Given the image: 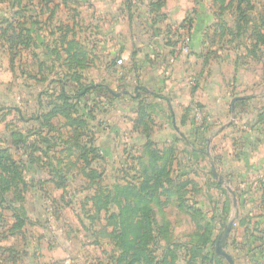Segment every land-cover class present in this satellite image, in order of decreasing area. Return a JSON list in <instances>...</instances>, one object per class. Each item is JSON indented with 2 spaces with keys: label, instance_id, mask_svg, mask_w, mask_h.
I'll use <instances>...</instances> for the list:
<instances>
[{
  "label": "rangeland",
  "instance_id": "1",
  "mask_svg": "<svg viewBox=\"0 0 264 264\" xmlns=\"http://www.w3.org/2000/svg\"><path fill=\"white\" fill-rule=\"evenodd\" d=\"M38 1L43 5L50 3V0ZM121 1L142 7L145 4L155 8L167 5L174 10V20L171 18L170 22L156 28L168 32L167 40L171 45V53L168 54H173V58L184 52L177 50L178 36L172 27L190 17L188 9L192 12L201 7L214 13L213 24L216 28L210 38H218L219 42L213 48L219 46L221 50L228 51L231 47L233 52V39L241 37L254 50L257 48L254 47L257 35H264V0H243L240 3L244 10L242 18L236 11L238 0ZM60 3L67 5L69 0H61ZM21 5L22 0H0V17L5 16L6 8H20ZM2 23L0 34L5 29ZM134 31H131L132 35ZM235 31L240 32L237 37H234ZM4 45L0 39V52ZM259 51L261 58H253L255 61L252 60L251 64L264 69V45ZM120 58L122 63H116L117 67L112 66V61L106 63L110 65L112 75L101 72V67H94L89 72H80L79 81L72 80L68 84L66 89L87 87L83 88L84 93L79 95L78 100L74 99L75 111H70L73 119L84 121V125L73 127L64 116L58 115L52 119L57 129L40 127L41 135L51 136L53 141L57 138L56 144L48 150L49 144L41 142L38 134L31 129L30 120L49 111L52 101L61 102L57 95H50L57 85L50 86L46 78L29 79L32 91L36 93L41 89L44 104L40 109L31 107L27 110V104L21 98L22 92H25L21 78L8 76L0 67V104L3 107L0 110V133L8 135L1 145H11L13 132L29 131L26 132L28 136L18 143V147L22 145L23 148H10L15 158L21 161L23 177L28 179L25 188L19 186L11 189L6 196L21 219L13 228H5L2 215L7 214L10 220L13 211L8 208L0 212V233L12 232L10 235L14 245H20L21 242L24 245L27 240L36 243L33 246L35 257L29 264H114L122 249L115 245L116 231L108 217L116 210V206L110 203L106 210L95 208L94 196L112 189L115 184L142 183L145 192L151 197L153 236L148 242V250L152 264L165 257L174 264H228L224 257L216 253V247L222 243L224 249L233 256V224L227 238L220 241L229 221H233V218L235 221L240 211L233 191L235 176L230 171L231 166H226L229 165L227 156L222 160L224 154L233 151V132H230L232 135L223 134L227 137L219 139L218 134L227 127L211 121L193 127L192 132L196 136H187V141H151L146 145L150 141V127L147 125L146 129L143 127L146 132L142 129L143 141L136 144L126 134L128 129H120L124 121L118 115L124 107L121 103L134 102L133 99H125L121 91L125 88L134 93V86L139 82L133 77L125 81L118 79L117 71L128 65L127 57ZM86 66L87 63L82 70ZM22 114L25 118L29 117L28 125L22 123ZM258 117L263 124L257 129V135L264 136V110L259 112ZM224 123L231 126L229 131H233L231 109L227 111ZM183 125V133H191V128L187 129ZM38 126L35 125L36 128ZM73 128L79 136L75 135ZM117 129L120 131L117 132ZM15 134L14 138L19 139ZM79 141L87 147L85 156L81 150L71 147L73 144L80 145ZM33 143L37 149L31 152L33 147L30 145ZM68 147H71L70 150H67ZM151 151H155L158 156L151 157ZM29 152L40 158L32 161ZM151 159L155 170L149 166ZM212 165L218 177L213 175ZM147 168L151 175L149 178L143 172ZM55 170L59 172L58 175ZM256 182L258 187L249 189L251 196H246L245 201H263L261 178H256ZM102 201L96 202V205L101 207ZM254 210V207L251 208V213ZM136 230L137 235H140L139 230ZM46 254L49 257L47 259L44 256ZM39 256H43V260L38 259Z\"/></svg>",
  "mask_w": 264,
  "mask_h": 264
},
{
  "label": "crops",
  "instance_id": "2",
  "mask_svg": "<svg viewBox=\"0 0 264 264\" xmlns=\"http://www.w3.org/2000/svg\"><path fill=\"white\" fill-rule=\"evenodd\" d=\"M22 2L20 8H6L5 16L9 21L12 18L20 20L16 33L20 31L22 41L17 45L18 42L11 40L10 34L15 33L11 28L4 40L0 36L5 43L0 52V67L8 76L21 78L25 90L21 98L27 104V110L31 107L40 109L44 104L41 89L36 93L32 91L29 79H49L50 86L57 85L54 90H59L63 78L89 72L94 67H101V72L110 76V65L106 63L112 61V66L117 67L116 59L127 57L128 65L117 71L118 79L125 81L133 77L139 83L134 86V93L125 88L121 91L125 99L134 102L121 103L125 108L119 111L118 117L124 121L120 129H128L126 134L136 144L143 141L142 129L147 125L150 127L149 139L163 142L187 141V136H196L193 127L211 121L227 127L217 138L222 139L227 137L223 134L233 132V135L230 133L233 151L229 150L222 158L227 156L229 165L226 166H231L230 171L235 176L233 191L240 207L233 223L232 257L235 264H264V136L257 135V129L263 124L258 114L264 110V69L251 64L253 58H261L259 50L264 43L254 41L257 48L253 52L240 37L233 39V52L231 47L228 51L219 46L213 48L219 42L218 38H210L212 33L215 34V16L200 7L192 12L188 9L190 52L173 58V54H168L171 53L168 32L156 29L171 18L174 20V10L167 5L155 8L145 4L142 7L121 0H69L67 5L61 4V0H50L47 5L38 0ZM239 33L235 31L234 37ZM79 47L84 55H79ZM79 60L87 63L84 70L76 64ZM70 82L73 81L69 80L68 84ZM30 94H33V100ZM235 97L240 98L234 103L233 131H229L231 126L224 121L227 111L232 110ZM254 105L257 107L253 108ZM141 107L144 117L139 113ZM2 108L0 104V110ZM27 118L22 114L25 125H28ZM30 121L32 127L38 124L34 119ZM182 125L191 128V133H183ZM258 177L262 180L263 201H245L246 196H251L249 189L258 187ZM7 207L2 202L0 212L6 211ZM253 207L255 214L251 213ZM6 215H2L5 228H13L17 220L13 215L8 220ZM10 234L0 233V264H29L35 257L33 246L36 243L27 240L24 245L22 242L14 245ZM44 256L49 258L47 254Z\"/></svg>",
  "mask_w": 264,
  "mask_h": 264
},
{
  "label": "trees",
  "instance_id": "3",
  "mask_svg": "<svg viewBox=\"0 0 264 264\" xmlns=\"http://www.w3.org/2000/svg\"><path fill=\"white\" fill-rule=\"evenodd\" d=\"M243 0H238V4L236 6V11L238 13L239 18H242L244 10L241 9L240 3ZM15 16V15H13ZM17 16V15H16ZM12 21H9V18L6 16L0 17V28L2 27V22H4V32L0 34V36H4L6 32L11 29L16 30L19 29L20 20L17 18H12ZM264 32V31H263ZM15 33L12 35L10 34V38L13 42H18L17 45L21 44V34L20 31L18 33ZM15 35V36H14ZM16 38V39H15ZM11 41V45L13 42ZM257 43H264V35H257L256 40ZM254 43V47H257ZM17 48V47H16ZM255 49V48H254ZM79 55H84L83 50L78 48ZM254 52V50H252ZM80 68H83L85 65V61H77L76 63ZM80 74H74L71 78L65 79L63 78L61 83L62 86L59 90H52L50 95H53V97H56L57 99H60L61 102L52 101L51 107L49 111L46 113H41L35 117H32V119H35L37 121L38 128L31 127V129L38 134L40 137L41 142H47L49 145L47 146V150L50 148V146H54L56 144L55 138L53 141V138L51 136L47 137V135H41L40 127H49L50 129H57L56 125L53 124L52 119L57 117L58 115H62L65 117L66 122L70 125H84V121H77L76 119H73V117L70 114V111H75V100L79 99V95L83 94L84 89L87 87H83L82 89L78 88H72V89H66L68 87L69 80H75L76 82L79 81ZM70 87V86H69ZM73 98V101L71 99ZM243 101V100H242ZM241 101V102H242ZM18 111V110H17ZM139 113H141V117L145 116V112L143 108L139 109ZM74 127V126H73ZM147 126H145L146 129ZM73 131L75 132V135L79 136L76 133L75 128H73ZM29 131L25 132H13L12 137L13 140L11 142V145L3 146L2 141H6L7 136L5 133H0V204L2 202L6 203L8 205L7 208L11 209L13 211V217L17 220L16 222H20L21 219L20 215H18L15 211V207L11 206V202L7 199L8 191L11 189H16L19 186L22 188H25L27 185V180L25 177H23V171L20 167V159H16L14 156V153L10 151L11 147H15L17 149L23 148V146L18 147V143L23 141L25 136H28L27 133ZM146 132V130H145ZM16 133V134H15ZM14 134L19 137V139L14 138ZM81 134V133H80ZM150 140V139H149ZM51 142V143H50ZM150 141H147L146 145H148ZM82 143V141H81ZM80 141L79 144L75 146L74 144L71 145V147L77 148L81 150V153L84 155L85 150L87 147L82 143L81 145ZM17 146V147H16ZM32 148L31 152L35 151L37 147H35V144L30 145ZM28 147V146H27ZM71 147H68L67 150H70ZM147 147V146H146ZM45 153V151H44ZM29 159L32 161L35 159H39L36 157L37 155H32V153L29 152L28 154ZM85 156V155H84ZM151 157H157L158 154L155 151L150 152ZM160 158V157H159ZM24 166V164H23ZM149 166L152 170H155V164L152 161V159L149 161ZM148 169L144 172V175L149 178L151 175L148 174ZM58 171L55 170V174L58 175ZM156 175V173H155ZM95 200L93 201V204H95V208H103L107 209V206L110 203H113L116 206V210L114 212H111L109 214L108 219L112 222L113 226L115 227L116 231V243L115 245L119 246L122 249L121 254L117 258L114 264H152L149 255L148 250V242L153 236V227L150 220V201L151 197L147 192H145V186L144 184H134L127 182L125 184H115L113 185L112 189L107 190L103 193H97L95 196ZM103 199L102 206L99 207L96 205V202L101 201ZM18 225V224H17ZM139 230V234L137 235V230ZM155 264H174L172 260H168L166 257L162 259L161 261H155Z\"/></svg>",
  "mask_w": 264,
  "mask_h": 264
},
{
  "label": "built area",
  "instance_id": "4",
  "mask_svg": "<svg viewBox=\"0 0 264 264\" xmlns=\"http://www.w3.org/2000/svg\"><path fill=\"white\" fill-rule=\"evenodd\" d=\"M174 32L177 34V50L189 53L191 43V24L189 19H184L178 26L172 27ZM117 64L122 63V58L116 59Z\"/></svg>",
  "mask_w": 264,
  "mask_h": 264
},
{
  "label": "water",
  "instance_id": "5",
  "mask_svg": "<svg viewBox=\"0 0 264 264\" xmlns=\"http://www.w3.org/2000/svg\"><path fill=\"white\" fill-rule=\"evenodd\" d=\"M125 93H127V92L125 91ZM238 98H240V97H235V98H233V100H232L231 108H232V111H233V112H234V110H235V104H234V103H235V101H236ZM212 172H213V175H215L216 177H218V175H217V173H216V171H215L214 165H212ZM234 202H235V201H234ZM233 223H234V218H233V221L230 220L229 223H228V225L226 226L225 231H224V235H223V237H222L221 240H220L221 242H223V241L227 238V236H228V234H229V231H230V229H231ZM216 253L219 254L220 256L224 257V259L227 261L228 264H235L232 255H231L230 253H228V252L224 249L222 243H218V244H217V247H216Z\"/></svg>",
  "mask_w": 264,
  "mask_h": 264
}]
</instances>
